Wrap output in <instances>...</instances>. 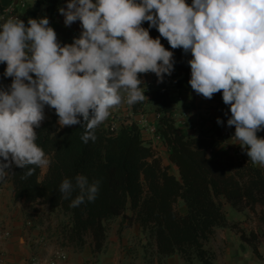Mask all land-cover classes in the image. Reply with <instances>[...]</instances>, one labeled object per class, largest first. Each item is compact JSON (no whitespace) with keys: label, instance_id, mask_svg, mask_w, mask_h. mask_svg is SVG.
<instances>
[{"label":"clouds","instance_id":"clouds-1","mask_svg":"<svg viewBox=\"0 0 264 264\" xmlns=\"http://www.w3.org/2000/svg\"><path fill=\"white\" fill-rule=\"evenodd\" d=\"M58 12L66 27L80 22L70 44L58 41L47 16L27 24L0 16V64L12 78L0 86V181L13 165L25 170L22 178L50 166L35 131L46 106L61 128H84L87 143L114 107L144 102L139 74L154 73L162 83L174 71V53L161 37L171 49L191 53V89L207 99L221 92L227 126L235 127L230 139L264 167V138L257 136L264 131V0H68ZM152 28L159 37L150 36ZM74 179L59 186L63 199L79 190L70 207L94 201L100 181Z\"/></svg>","mask_w":264,"mask_h":264},{"label":"trees","instance_id":"trees-1","mask_svg":"<svg viewBox=\"0 0 264 264\" xmlns=\"http://www.w3.org/2000/svg\"><path fill=\"white\" fill-rule=\"evenodd\" d=\"M34 3L19 18L27 24L28 18H38L45 8L50 21L60 16L59 7H65L68 0H33ZM148 23L142 27L148 28ZM152 38L159 37L155 28L149 32ZM164 47L174 53V69L182 76L181 84L191 89L190 66L187 61L191 53L182 49H171L167 40L160 38ZM6 64H0V81ZM148 100L137 103L133 111L148 101L159 115L158 134L168 150V161L175 166L179 179L168 173L152 148L146 147L140 131L135 125L121 129L118 134L108 133L100 125L92 130L96 136L84 143L85 133L80 125L60 128L55 119L44 122L35 131L36 143L50 160L46 174L41 178L40 168L22 178L24 169L13 166L9 174L12 196L15 202L25 206L41 204L50 211L60 210L69 215L70 227L63 236V245L83 248L90 237L93 254L102 251L106 230L104 223L122 217L126 227L137 225L147 231L153 240L156 253L162 257L179 255L187 264L196 260L200 264H213L214 254L205 244L218 228H228L239 235L255 256L260 258L258 247L264 242V170L246 163L230 164L208 154V143L204 135L189 139L182 136L172 119V104L168 89L161 86L145 93ZM216 104L220 119L227 123L228 106L223 103L221 92L209 99ZM140 104V106H138ZM82 119V118H81ZM235 132V127H230ZM35 167V166H31ZM84 175L89 183L100 181L99 192L92 202L70 207L72 198L63 199L59 186L63 179L75 183V176ZM223 199L237 212L245 210L255 213L260 207L258 222L261 232L246 233L237 225L229 224L222 211ZM182 201L185 214L178 211ZM126 211L131 213L126 215Z\"/></svg>","mask_w":264,"mask_h":264},{"label":"crops","instance_id":"crops-1","mask_svg":"<svg viewBox=\"0 0 264 264\" xmlns=\"http://www.w3.org/2000/svg\"><path fill=\"white\" fill-rule=\"evenodd\" d=\"M191 2L192 0H186L189 5ZM33 3V0H0V16L5 18L23 16ZM44 16H47L45 8H41L38 18ZM50 26L55 30L61 44L72 43L73 38L79 37L81 32L79 21L66 27L61 14L55 20L50 21ZM139 78L143 81L142 86L146 89L145 93L161 86L168 89L173 109L172 119H174L175 127L182 134L194 137L199 129L209 131V127L216 124L220 113L214 102L196 94L194 90L182 84L176 87L172 85L173 80L177 82L182 80L181 74L175 69L171 76H165L162 83H158L154 73L142 74ZM11 80L12 78L0 81V86L6 88L11 84ZM147 83H151L150 89L147 88ZM148 99L149 97L146 100ZM139 110L134 112L132 105L121 103L111 110L110 116L100 127L104 130L110 127L118 132L122 128L135 125L140 131L144 145L159 151L161 142L155 135L159 115L155 113V107L148 101ZM53 118L58 125L55 110L46 106L45 119L41 124ZM66 127L72 126L63 128ZM13 166L6 171L10 173ZM253 166L264 170V167L257 164ZM219 201L228 223L238 224L246 233L253 230L255 233L262 234L261 226L257 221L260 207L255 208V213L248 210L237 212L232 210L223 199ZM180 203L179 201L178 204ZM60 212L58 209L50 211L45 205H34L33 210H30L22 201L13 200L9 175L5 180L0 181V230L10 233V238L0 243L3 264L43 262L50 264H187L177 254L165 258L160 257L156 253L154 242L148 232H139L141 229L135 225L125 227L122 232H117L119 228L117 225L111 232H106L103 249L98 254L92 253L90 238L81 249L63 245V236L66 232H61L62 221L66 220L68 228L70 221ZM205 248L214 254L213 264H264V242L262 241L258 247L260 256L258 258L251 248L241 241L239 235L228 228L216 229L205 244ZM62 256L64 260L61 259ZM190 264L200 263L193 260Z\"/></svg>","mask_w":264,"mask_h":264},{"label":"rangeland","instance_id":"rangeland-1","mask_svg":"<svg viewBox=\"0 0 264 264\" xmlns=\"http://www.w3.org/2000/svg\"><path fill=\"white\" fill-rule=\"evenodd\" d=\"M139 75H142V74H139ZM177 84H178V82L173 80L172 85L176 87ZM150 91H148L147 94H149ZM138 106H140V104ZM139 109H141V107ZM138 111H140V110H138ZM172 112H173V109H172ZM159 117H158V119H159ZM214 119L216 120V118H214ZM173 121H174V119H173ZM209 128H210L209 131H201V129H199L197 135L194 137L186 135V134L184 135L180 132V130L178 128L177 129L182 136H184L185 138H189V139L195 138L201 134L204 135L207 139V143L209 146L208 154H209V156H211L213 158L223 160V161L228 162L230 164L239 165L241 163H246V164H250L253 166V163L249 160L248 156L246 155V153L242 150L241 146L239 145V141L230 139L234 135V133H233L232 129L227 126V123L224 122L223 125H218L216 122V124H212ZM109 129H110V127L109 128L107 127V128H105V131L108 133H112ZM122 129H124V128H122ZM158 129H159V125H158L156 132H155V135H156V138H158L160 140L161 147H160L159 151L153 149L155 156L161 161L163 167L168 168L169 174H171V175L175 176L177 179H179L177 169L175 168V166L171 165L168 161L169 153H168L167 147L165 146V144L163 143L162 139L160 138V136L158 134ZM120 131H121V129L118 130V132H120ZM118 132L113 131L112 134H118ZM257 136L264 138V131L258 132ZM146 147L152 148L151 146H147V145H146ZM47 169L46 170L40 169L41 170V173H40L41 178L46 174ZM180 202L181 203L178 204V211L180 212V214H185L186 213L185 205L183 204L182 201H180ZM35 205L39 206L41 204H35ZM33 206L29 207L30 210H33ZM232 210H234V209H232ZM60 213L62 215H64L65 217H68V219L70 221L69 215L64 214L63 212H60ZM125 214L128 216L131 215V213L129 211H126ZM258 215H259V213L257 214V216ZM257 221H258V218H257ZM258 224H259V222H258ZM117 225H119L117 232H122L123 229L126 227L125 226L126 221H124L122 217H118V218H114V219L104 223L106 232H111V230H113V227H115ZM235 225H237V227L240 230H242L238 226V224H235ZM135 226H137V225H135ZM218 229H220V228H218ZM67 230H68V225H66V220L63 219L62 226H61V232H67ZM230 231L235 232L232 230H230ZM139 232H147V231H143V230L140 231L139 230ZM89 238L90 237H88L87 239H89Z\"/></svg>","mask_w":264,"mask_h":264},{"label":"built area","instance_id":"built-area-1","mask_svg":"<svg viewBox=\"0 0 264 264\" xmlns=\"http://www.w3.org/2000/svg\"><path fill=\"white\" fill-rule=\"evenodd\" d=\"M149 74V73H147ZM147 88L150 89L151 88V83H147ZM112 133L114 131L113 128L109 129ZM10 238V233L8 231L5 230H0V243L8 240ZM62 260H64L65 258L62 256L61 257ZM0 264H3V255L0 253ZM35 264H50L47 262H43V263H35Z\"/></svg>","mask_w":264,"mask_h":264}]
</instances>
